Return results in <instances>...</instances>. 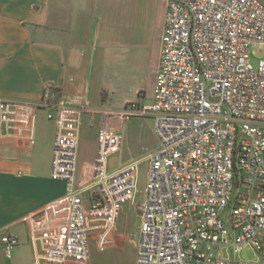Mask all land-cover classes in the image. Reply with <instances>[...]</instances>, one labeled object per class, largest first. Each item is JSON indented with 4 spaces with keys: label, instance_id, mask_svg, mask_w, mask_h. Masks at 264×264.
<instances>
[{
    "label": "built area",
    "instance_id": "obj_1",
    "mask_svg": "<svg viewBox=\"0 0 264 264\" xmlns=\"http://www.w3.org/2000/svg\"><path fill=\"white\" fill-rule=\"evenodd\" d=\"M264 44L262 0H168L161 59L149 104L101 109L93 181L77 183L83 107L57 105L51 176L67 183L70 215L64 227L35 225L42 248L36 264L91 258V235L105 236L133 199L138 161L110 170L122 145L120 128L153 117L157 147L140 204L134 264H264ZM47 85L37 104L0 99V133L32 141L37 110L58 96ZM49 117H52L50 115ZM11 258L19 238L1 236ZM251 245L257 261L226 252Z\"/></svg>",
    "mask_w": 264,
    "mask_h": 264
},
{
    "label": "crops",
    "instance_id": "obj_2",
    "mask_svg": "<svg viewBox=\"0 0 264 264\" xmlns=\"http://www.w3.org/2000/svg\"><path fill=\"white\" fill-rule=\"evenodd\" d=\"M167 1L164 8V0H156L149 17L141 20V0H0V99L37 104L47 85L59 92L52 107L37 110L32 141L0 133V264H36L42 245L32 228H61L69 220L67 183L51 176L55 106L84 108L76 179L87 186L94 177L99 130L108 121L103 115L98 127V111L152 102ZM40 109L47 119L41 123L48 133L43 137H38ZM108 164L111 170L120 167L114 155ZM129 206L107 237L123 250L131 245L134 264L141 216L133 229ZM5 232L19 238L11 258L2 246ZM98 236L91 235L90 248Z\"/></svg>",
    "mask_w": 264,
    "mask_h": 264
},
{
    "label": "rangeland",
    "instance_id": "obj_3",
    "mask_svg": "<svg viewBox=\"0 0 264 264\" xmlns=\"http://www.w3.org/2000/svg\"><path fill=\"white\" fill-rule=\"evenodd\" d=\"M163 1V0H162ZM264 1V0H262ZM158 9L156 10L155 21H158L159 14L157 11L161 10V5L158 1ZM156 5V0H141V14L139 18L144 20L145 17H149V11ZM165 8V0L163 6ZM264 58V44H257L253 46L251 50V59L254 65L258 60ZM36 104V103H35ZM45 111L39 110L40 122L38 126V137L46 136L41 123L45 118ZM102 114L98 113V127L102 118ZM37 125V121H36ZM122 133V145L117 153L114 154L115 164L123 166L132 161H138L136 169V186L133 199L130 202L128 208L131 216L132 227L136 229L140 222L141 210L140 204L144 197V188L146 184V178L148 173L149 164L146 161L147 154L153 151L158 144L157 136L155 134V119L153 117L133 118L131 121L125 122L120 128ZM86 146L85 140L81 144V152L85 153ZM119 167V168H120ZM111 170V169H110ZM115 170V169H114ZM134 238L137 237L133 235ZM133 238V241H134ZM92 240H90L91 242ZM91 258L88 261L80 259H70L63 264H131L134 256V249L131 245H128L124 250L117 245H112V241L109 237L98 236V243L93 240ZM95 243V244H94ZM228 256L233 260L240 261H257L259 260L258 251L251 245L244 246L240 250L234 247L229 248L226 252Z\"/></svg>",
    "mask_w": 264,
    "mask_h": 264
}]
</instances>
